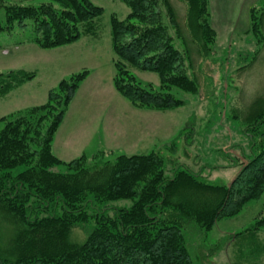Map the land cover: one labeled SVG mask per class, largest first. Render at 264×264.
<instances>
[{"label":"trees","instance_id":"16d2710c","mask_svg":"<svg viewBox=\"0 0 264 264\" xmlns=\"http://www.w3.org/2000/svg\"><path fill=\"white\" fill-rule=\"evenodd\" d=\"M122 1L129 7L127 16H110L115 89L139 108L181 104L170 89L195 86L183 66L190 60L183 26L192 38L199 29L214 35L209 0H185L183 26L167 0L166 13L160 0ZM0 7L5 15L0 31L22 23L25 41L42 48L97 34L103 14L92 0H0ZM29 20L32 25L23 27ZM135 70L155 72L160 84L139 79ZM88 72L71 73L49 90L45 102L0 118V264H197L196 257L208 259L213 251L207 234L226 195L235 193L233 187H248L240 202L252 198L264 184V163L249 174L241 172L228 186L181 165L167 168L170 161L156 149L114 159L103 158L110 153L106 150L60 159L52 150L54 135ZM34 75L24 68L0 71V97ZM262 120L253 127V139L264 137ZM257 149L259 158L264 150ZM52 165H63L65 172L51 171ZM119 199L130 204H112ZM76 227L86 233L80 243L70 240ZM188 234L199 243L193 250Z\"/></svg>","mask_w":264,"mask_h":264},{"label":"rangeland","instance_id":"374dc122","mask_svg":"<svg viewBox=\"0 0 264 264\" xmlns=\"http://www.w3.org/2000/svg\"><path fill=\"white\" fill-rule=\"evenodd\" d=\"M92 1L103 7L98 33L83 35L69 44L42 48L25 41L28 31L20 28L22 23L0 31V71L24 68L35 74L0 97V118L45 102L49 90L62 78L88 69L63 118L61 134L68 137L67 131L73 130L75 136L68 137L75 147L67 157L98 149L110 152L103 158L114 159L120 153L156 149L170 161L167 168L181 165L207 181L228 186L241 172L249 174L264 163V154L257 157V147L264 150V137H252L253 127L264 121V0H209L214 35L199 29V36L194 38L188 33V25L183 26L186 1L167 0L186 30L190 60L183 59V66L195 81L188 89L171 88L183 102L167 109L136 107L115 89L110 16L124 19L129 7L122 0ZM160 1V10L166 13L164 0ZM4 17L0 7V21ZM27 22L23 27L32 25L31 20ZM178 46L184 50L183 44ZM134 72L145 82L160 84L155 72ZM66 136L56 143L62 144ZM252 141L256 142L254 152ZM254 156L258 159L252 165ZM49 169L65 172L63 165ZM233 188L235 193L226 195L207 234L206 243L213 252L208 255L204 251L208 259L196 257L197 264H264V184L243 202L249 188ZM183 192L191 190L184 188ZM112 204L129 205L130 200L119 199ZM85 237L81 228L71 230V241L80 243ZM188 237L193 250L199 243L191 234ZM193 252L197 256L199 251Z\"/></svg>","mask_w":264,"mask_h":264},{"label":"crops","instance_id":"0c3cea01","mask_svg":"<svg viewBox=\"0 0 264 264\" xmlns=\"http://www.w3.org/2000/svg\"><path fill=\"white\" fill-rule=\"evenodd\" d=\"M62 128H63V120H62L61 124L59 125V127L55 133L54 139H53V144H52L53 153L62 160H70L72 158L79 156L82 152L77 153L75 155H70L69 157H67V154H70V151L73 150V148L75 147L74 141H71L69 138H74L75 136H74L73 130L67 131L69 138L64 134H61ZM61 136H63V137L66 136L65 141L62 142V144H57L56 140L58 142L59 141L58 139L61 138ZM75 141L79 142V140H77V139H75ZM86 145H87V142H86ZM81 149L83 150L82 147H81Z\"/></svg>","mask_w":264,"mask_h":264}]
</instances>
